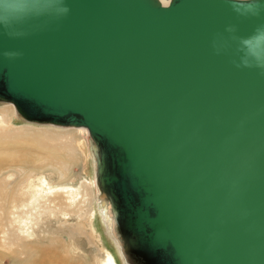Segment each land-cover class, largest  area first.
Wrapping results in <instances>:
<instances>
[{
	"label": "water",
	"instance_id": "obj_1",
	"mask_svg": "<svg viewBox=\"0 0 264 264\" xmlns=\"http://www.w3.org/2000/svg\"><path fill=\"white\" fill-rule=\"evenodd\" d=\"M166 1L0 5L14 10L0 102L87 129L96 206L124 264H264V72L236 66L232 39L264 13Z\"/></svg>",
	"mask_w": 264,
	"mask_h": 264
},
{
	"label": "rangeland",
	"instance_id": "obj_2",
	"mask_svg": "<svg viewBox=\"0 0 264 264\" xmlns=\"http://www.w3.org/2000/svg\"><path fill=\"white\" fill-rule=\"evenodd\" d=\"M4 106L0 104V264H104L108 253L114 264H124L95 212L85 130L17 120L14 110Z\"/></svg>",
	"mask_w": 264,
	"mask_h": 264
},
{
	"label": "clouds",
	"instance_id": "obj_3",
	"mask_svg": "<svg viewBox=\"0 0 264 264\" xmlns=\"http://www.w3.org/2000/svg\"><path fill=\"white\" fill-rule=\"evenodd\" d=\"M12 0H0V5L10 4ZM232 11L241 17H258L264 13V0H225ZM69 9L64 8V12L68 13ZM14 15V10L10 7H0V29H5L11 18ZM226 31L234 34L236 29L229 26ZM233 40L238 42L239 63L237 67L256 68L264 72V24L257 26L254 31L244 37L236 35L232 36ZM216 47V51L222 50L221 47ZM16 55V54H9Z\"/></svg>",
	"mask_w": 264,
	"mask_h": 264
},
{
	"label": "bare ground",
	"instance_id": "obj_4",
	"mask_svg": "<svg viewBox=\"0 0 264 264\" xmlns=\"http://www.w3.org/2000/svg\"><path fill=\"white\" fill-rule=\"evenodd\" d=\"M163 1V3H166L167 1L166 0H162ZM0 104H2V105H8V106H4V107H8L9 108V111H11V108L14 110V116H15V118L17 119V120H22V121H25V122H28V121H26V120H24L23 118H21L20 116H19V114L16 112V110H15V108H14V106H13V104H11V103H8V102H3V103H0ZM7 113V112H6ZM28 123H30V122H28ZM31 124H34V123H31ZM48 126L49 127H54V128H56V129H67V130H75V131H78V132H81L82 134H83V130L82 129H84L85 130V132H86V136H87V138H86V144H87V149H88V156H89V159H90V165H91V176H92V178L89 180L90 181V183H91V186L93 185V188H92V191H93V196H94V204H95V212L97 213V215L100 217V219H101V221H102V223L104 224V226L107 228L108 226H107V218L105 217V213H104V210L103 209H99V208H97V206H96V204H97V198H96V195H97V192H98V190H97V186H96V183H95V164H94V162H93V160H92V156H91V152H90V149H89V133H88V131H87V129L86 128H84V127H65V126H56V125H50V124H48ZM25 140V139H24ZM19 141H21V140H19ZM23 143V142H22ZM28 143V142H27ZM32 143V142H31ZM34 144V143H33ZM37 144V143H36ZM26 145V144H25ZM28 147H29V145H28ZM31 147H33V145L31 146ZM35 147V146H34ZM26 148V147H25ZM40 148V147H39ZM29 150V149H28ZM34 150H35V148H34ZM47 150V149H46ZM54 153V152H53ZM30 154V153H29ZM42 154V153H41ZM51 155V154H50ZM37 156V155H36ZM49 156V155H48ZM57 156V155H56ZM32 157V156H31ZM30 157V158H31ZM28 158V157H27ZM39 158V157H38ZM43 158V157H42ZM34 160V159H33ZM28 161V160H27ZM26 161V162H27ZM40 161H41V159H40ZM48 163V162H47ZM30 164V163H29ZM37 167V166H36ZM27 168V167H26ZM33 168V167H32ZM44 169V168H43ZM51 169V168H50ZM22 170V169H21ZM38 170H39V168H38ZM37 170V171H38ZM52 170V169H51ZM36 171V172H37ZM49 171V170H48ZM60 171V170H59ZM22 172V171H21ZM32 174V173H31ZM31 174L29 175L30 177H31ZM22 176V175H21ZM60 179H63L65 176H64V174L62 173V172H60ZM23 180V179H22ZM23 182V181H22ZM48 183V182H47ZM49 185V184H48ZM47 186V185H46ZM18 187H19V185H18ZM42 187H43V185H42ZM41 187V188H42ZM50 188V187H49ZM41 191L42 190H40V193H41ZM35 195V194H34ZM16 200H18V199H16ZM12 201V200H11ZM12 202H14V201H12ZM11 202V203H12ZM22 202V201H21ZM24 203V202H23ZM7 204V203H6ZM9 204H10V201H9ZM16 204V203H15ZM34 204V203H33ZM25 205V204H24ZM4 206V205H3ZM11 206V205H10ZM6 209V208H5ZM8 211V210H7ZM111 240H112V238H111ZM113 241V243H114V246H115V249H116V251H117V253H118V255L121 257V254H120V252H119V247H118V245L114 242V240H112ZM121 259H122V257H121ZM66 260V259H65ZM123 261V260H122ZM51 262H54V261H50V264H51ZM56 263V262H55ZM104 264H114V258H113V256L111 255V254H107V259L106 260H104V262H103ZM43 264H48V263H44L43 262ZM60 264V263H59ZM64 264V263H63ZM66 264H68V263H66Z\"/></svg>",
	"mask_w": 264,
	"mask_h": 264
}]
</instances>
